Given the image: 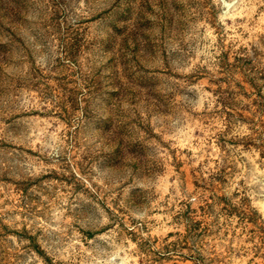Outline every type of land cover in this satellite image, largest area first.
<instances>
[{
    "label": "rangeland",
    "instance_id": "obj_1",
    "mask_svg": "<svg viewBox=\"0 0 264 264\" xmlns=\"http://www.w3.org/2000/svg\"><path fill=\"white\" fill-rule=\"evenodd\" d=\"M0 264H264V0H0Z\"/></svg>",
    "mask_w": 264,
    "mask_h": 264
}]
</instances>
